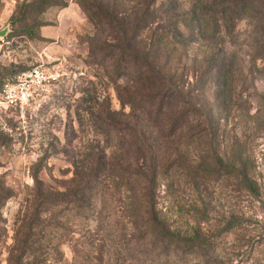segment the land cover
Here are the masks:
<instances>
[{
	"label": "rangeland",
	"instance_id": "374dc122",
	"mask_svg": "<svg viewBox=\"0 0 264 264\" xmlns=\"http://www.w3.org/2000/svg\"><path fill=\"white\" fill-rule=\"evenodd\" d=\"M41 1L0 0V87L33 65L56 77L38 101L0 110V264H264V0H156L140 36L173 34L167 112L185 129L169 143L122 97L130 77L91 55L103 31L78 0ZM103 2L134 13L144 1ZM141 128L160 163L177 150L153 201L195 245L135 230L141 184L121 174L145 164Z\"/></svg>",
	"mask_w": 264,
	"mask_h": 264
},
{
	"label": "trees",
	"instance_id": "16d2710c",
	"mask_svg": "<svg viewBox=\"0 0 264 264\" xmlns=\"http://www.w3.org/2000/svg\"><path fill=\"white\" fill-rule=\"evenodd\" d=\"M143 1L141 9L134 13L133 11L123 13L118 10H111L104 5L103 0H78L77 2L103 32L107 30L105 34L100 32L103 37H99L98 42L92 45L91 55H102L101 60L111 62L114 77H121L122 75L130 77L133 82L132 87L123 88L122 97L124 96L126 102L132 107L144 111L146 129L150 127L147 121L151 122L159 129L161 142L169 143L179 130L185 129V125L184 127L179 126L180 112L177 115L167 112L171 110L173 100L176 94L178 95L170 79L169 67L172 59L169 39L173 37V34L159 35L153 31L150 36L141 38L140 32L150 29L156 21L154 10L156 0ZM44 2L46 0L41 1V3ZM199 27L202 26L198 24ZM178 30L177 28V32L180 33ZM180 34L182 35V33ZM183 102L181 100V103ZM197 124L202 126V121H198ZM203 126L206 128L205 122H203ZM185 134L190 139L196 137L190 128H187ZM134 136L139 143V156L145 164L136 168H133V165L128 167L124 165L121 176L124 177L127 185L140 186L141 184L139 189L142 192L130 197L131 205L135 209V213H132L133 223H138L135 230L139 232L144 229L149 230L148 232L159 243L167 241L170 244L195 245L193 238L183 237L179 232L170 230L166 222L161 219L153 201L158 166L163 162L172 161L178 155L176 148L171 145V149L176 151L175 157L171 156L168 160L162 159L160 163L158 156H155L156 152H153L151 131L146 132L141 128ZM130 138L131 141L135 140L131 133ZM97 183V180L94 182L89 176L82 187L90 194ZM144 185L145 187H142Z\"/></svg>",
	"mask_w": 264,
	"mask_h": 264
},
{
	"label": "built area",
	"instance_id": "2783aa9c",
	"mask_svg": "<svg viewBox=\"0 0 264 264\" xmlns=\"http://www.w3.org/2000/svg\"><path fill=\"white\" fill-rule=\"evenodd\" d=\"M56 77L43 65H33L6 79L0 90V110L22 109L38 101Z\"/></svg>",
	"mask_w": 264,
	"mask_h": 264
},
{
	"label": "water",
	"instance_id": "95a60500",
	"mask_svg": "<svg viewBox=\"0 0 264 264\" xmlns=\"http://www.w3.org/2000/svg\"><path fill=\"white\" fill-rule=\"evenodd\" d=\"M7 31H3V32H0V35L1 36H4L6 34Z\"/></svg>",
	"mask_w": 264,
	"mask_h": 264
}]
</instances>
